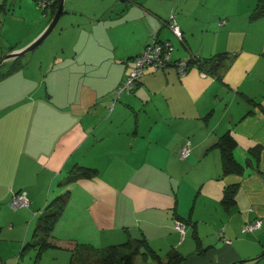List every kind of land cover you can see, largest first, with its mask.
Masks as SVG:
<instances>
[{
    "label": "crops",
    "instance_id": "crops-1",
    "mask_svg": "<svg viewBox=\"0 0 264 264\" xmlns=\"http://www.w3.org/2000/svg\"><path fill=\"white\" fill-rule=\"evenodd\" d=\"M9 1L3 0L0 10ZM12 1L14 11L26 8L34 15L22 19L29 32L21 37L25 41L21 48L47 28L53 10L42 15L36 0ZM97 3L103 5L96 10L100 18L71 23L73 37H67L45 73L41 66L37 85L29 84V73L23 81L14 72L0 81V88L5 87L0 96V213L7 212L0 217V264H32L37 253L28 242L37 239L32 224L40 214L41 206L34 202L38 197L25 206H13L11 195L30 190L32 183L52 187L54 180H63L71 159L72 170L80 165L98 172L91 178L78 173L67 177L66 181L78 179L75 184L86 187L89 198L77 203L75 216L80 213L83 218L73 224L74 234L68 230V206L57 220L61 225L66 220L67 225L49 236L59 250L54 251L55 258L68 256L86 226L81 233L90 238L81 241L99 249L146 237L163 257L178 250L188 257V264H264V258L255 260L264 251V15L249 17L258 0ZM173 10L184 43L166 24ZM259 28V33L253 32ZM65 30L69 29L63 26L59 33ZM155 38L171 40L175 58L222 51L231 57L221 78L204 75L195 66L180 75L172 66L153 71L149 65L134 88L117 97L133 57ZM55 104L60 105L55 111L59 124L52 122L57 130L43 120L51 116L48 111ZM104 119L111 122L109 133L103 130L102 137L93 136L97 127L106 126ZM70 125L76 127L69 133ZM229 130L238 142L233 155L242 169L223 174L218 141ZM186 143L191 152L182 158ZM83 158L90 164L82 163ZM233 183L239 184L236 200L226 207L224 189ZM9 202L13 209L6 210L3 206ZM24 208L35 220L31 217L25 224ZM258 220L259 229H246ZM27 252L31 259L25 258Z\"/></svg>",
    "mask_w": 264,
    "mask_h": 264
},
{
    "label": "rangeland",
    "instance_id": "rangeland-1",
    "mask_svg": "<svg viewBox=\"0 0 264 264\" xmlns=\"http://www.w3.org/2000/svg\"><path fill=\"white\" fill-rule=\"evenodd\" d=\"M3 0H0V3H2ZM97 1L99 0H65L64 2V9H66V13H64L63 15H61L62 17H60L59 19V22L57 23L55 29L52 31V33L50 35H48L44 41L38 46L36 47L35 49L31 50V51H28L27 53H25L24 55L22 56H19L21 57L20 59L23 60L22 61V69L18 68L16 71H14V73H20V76H21V79L20 81H23V78L25 77V75L27 73H29V84H32L34 83V81L36 82V85L38 84L39 82V78L41 79V66L44 65L43 67V73H45V69H46V66L49 62H52L53 60L56 61L57 60V54H60L62 47L64 46V44L69 41V39L67 37H73V31H74V27L72 25L71 28H69V26L72 24H77V21L79 19H83V20H89V19H93L96 15V10H99V7L98 6H103L101 4H98ZM153 0H151L152 2ZM13 1L10 0L8 2V4L6 5V7H4L5 9H1L0 10V56H4L5 54L13 51H9L11 47H14V48H17L19 47V49H15V50H20L22 48H25L27 45L31 44L35 39H33L32 41H30L29 43H27L26 45H24V47H21V44H23L25 41L24 39H21V37L26 33V32H29L27 30V27L24 26V23H23V18L25 16H28L29 18H33L34 15L29 12L26 8H22V9H17L16 11H14L13 9V6L11 5ZM37 2V1H36ZM158 5H160V2L158 3ZM36 8L41 12L42 15H44V10L42 9V7L38 4L37 2V5H36ZM77 10V11H76ZM76 11V13H75ZM172 15V11L170 12L169 14V17ZM101 15H96L95 18H100ZM177 16L175 14V20L177 21ZM15 18H17L18 20H16ZM76 20V21H75ZM85 22H88V21H85ZM63 26H66V28H68L69 30H65L63 34H60V30ZM167 26L169 27V29L171 30L170 26L167 24ZM76 30L78 28V26H75ZM199 30H197L198 32V42L195 43V48L198 49L200 48V44H199V41H200V35L202 33V30L201 28H197ZM261 31V29H257V31H254L253 32H257L259 33ZM76 35L78 36L77 32H76ZM66 40H68L66 42ZM166 41H169V40H166ZM166 41H161L160 39H153L149 44H152V42L154 43H157L158 47L160 48L159 50V53L160 54H163L164 53V47L162 45V43L166 42ZM60 42V43H58ZM146 48V47H145ZM12 64H7L5 66H0V72H5L7 69H9V67L11 66ZM25 67H28V69L26 70ZM13 73V72H12ZM10 75V74H9ZM12 76V75H11ZM10 76V77H11ZM2 88H0V96L3 94V90H4V86H1ZM118 89V88H117ZM21 94V93H20ZM22 95V94H21ZM74 94H70L69 96H73ZM117 95V94H116ZM23 96V95H22ZM110 95H107L105 96V99H109ZM65 100H64V103L63 104H68V100H67V96L64 97ZM60 106V105H59ZM58 105H54V108H49V111H48V114L52 113L51 116H46V119H43L45 123H47L50 127H53L54 129L57 130L58 126L52 122H57L58 123V116L57 114L55 113V111H58L60 109ZM104 111V110H103ZM105 122L106 126L105 125H102L100 127H97V132H95L93 134V136L95 137H102V132L104 130V133H109V131L107 130V126L111 124L110 121H105L102 120ZM42 122V123H44ZM68 124H70L69 122H67ZM74 125H76L78 127L79 123L77 120H75L74 122H72ZM59 124V123H58ZM76 126H69L68 130H69V133L74 131L75 127ZM105 126V127H104ZM61 128V125L59 126V129ZM58 129V130H59ZM32 136L35 138L36 136V127L34 128V130L32 131ZM67 141H69L68 137L66 139ZM77 150V149H75ZM262 159H264V154L262 156ZM82 163H86V164H90V161H89V158H86V159H82ZM72 164H73V159L70 160L69 162V165L66 167V169H64V173L60 172L59 174L62 173V179L61 181L58 182V179L54 180V183L52 185V187H48V188H45L44 186H42L41 182L40 183H32L30 185V190L28 191H21V193L23 195H25V198L28 200V201H33V199H31V197H38L36 199V201L34 200L35 204H39L41 206V209H40V213L42 211H44V207L46 205V202H47V196L49 195L50 193V202L56 198L59 194V190L63 191L60 193V195L64 194L63 196H65L66 200H63V199H60V201H58L60 204V202L62 201L64 203V208L62 210V215H64V212H65V208H67L68 206V211H66V215L68 218H70V222H68V230H69V234H74L75 232V229L73 227V224L75 222H79L83 216H80V213L78 214V216H75V213L77 212V203L79 202L80 199L82 200H88L89 198V191L86 187H83L82 185L80 184H75L77 182L78 179H71V180H67V177L68 176H76V174H81L82 171L81 169L79 168L80 165H77L75 167V170H72ZM71 168V169H70ZM54 174V173H53ZM52 174L48 175L49 177L51 176ZM94 175V174H93ZM92 174H87V175H84L85 178H91L93 176ZM56 177V176H55ZM64 181V182H63ZM75 184V185H74ZM71 188V189H70ZM59 189V190H57ZM57 190V191H56ZM56 191V192H55ZM27 192H28V196H27ZM66 193V194H65ZM14 195L15 193H13L11 195V199H10V202L13 200L14 198ZM39 201V202H38ZM7 203V204H4V208L6 210H11L13 209V207L11 206V204ZM38 206V205H36ZM54 206V205H53ZM28 208H24L22 211H23V215L27 216L28 217V220L25 222V224L28 223L29 219L31 217H33V220L34 219V215L32 216V212L31 210H27ZM7 214V212H2L0 213V217H4L5 215ZM8 215H12V214H8ZM39 217V216H38ZM38 217L35 221H33V224H32V227H35V224L36 222L38 221ZM64 222V225L66 223V220L63 221ZM77 222V223H78ZM62 222L59 221L57 222L56 226H55V229H53V234L56 233L58 231V229H62L64 231V227L67 225H61ZM80 228V227H79ZM86 229V226L83 227L81 229V231H79L78 233V239L79 241H75L77 242L75 245H73L72 247L74 248L77 244H83L85 243L84 241H81V240H88L90 237L89 236H85L84 234H82L81 232L84 231ZM89 230L85 231L84 233H87ZM97 241V240H96ZM99 242L100 244H102V241L101 239L99 238ZM113 244H118V243H110L108 245H106L105 247H108L110 245H113ZM93 247H95L94 245L92 244H89ZM104 247V248H105ZM97 248V247H95ZM100 249H103V248H100ZM34 251V250H32ZM54 251H59L54 248H50L49 250L47 249L41 259H39V261H37L35 258L34 260L32 259L33 263L32 264H68L70 259H71V252L68 254V256H61L59 258H55L53 256L54 254ZM63 251V250H62ZM65 251V250H64ZM30 252H27L25 254V258L28 259H31L30 258ZM141 257H138L137 258V261L136 263L137 264H141L142 261H140ZM22 261L19 262V264H21Z\"/></svg>",
    "mask_w": 264,
    "mask_h": 264
},
{
    "label": "trees",
    "instance_id": "trees-1",
    "mask_svg": "<svg viewBox=\"0 0 264 264\" xmlns=\"http://www.w3.org/2000/svg\"><path fill=\"white\" fill-rule=\"evenodd\" d=\"M58 6H59V0L51 1L49 6L50 10H53L51 18L57 11ZM172 13H174V15L176 14L174 10L172 11ZM262 15H264V0H258L257 6L251 12L249 17L258 18ZM170 22H171V18L168 17L166 20V24L169 25ZM225 23L226 21H224V24ZM180 30L182 33L181 39L177 37L174 33L173 34L177 39H179L180 41H182V43H184L183 41L184 34L181 27ZM161 41H166V40H161ZM169 41L173 46L172 52H174L175 46L173 45L171 40ZM143 52L144 51L140 52L133 58L141 55ZM230 57H231V53H229L228 51L217 52L211 56L191 55L190 57L185 59L175 58L172 56L169 61L166 60L163 62L161 70H165L170 66L175 67L178 70L180 66V61H185L186 65L183 67V71L185 72V74L191 69L192 66H195L200 70V72H202L205 75H210L215 78H221V70L223 69L226 61ZM22 65L23 64L19 57L15 59V62L12 63L9 69H7L5 72H0V81L9 74H11L12 72H14L15 70H17L18 68H20ZM2 66H5V63ZM133 68L134 66L131 67L129 73ZM153 71H158V70L153 69ZM178 73L180 74L179 71ZM249 100L255 103V100H253V98L249 97ZM218 144L219 146L222 147L221 160H222L223 174L240 173L242 166L235 159L233 155V150L236 148L238 142L234 137V135L232 134V132L230 130L226 131L220 137ZM253 150L255 151V149ZM79 168L81 169L82 171L81 175L83 176L87 174L93 175L98 172L97 169H92L85 166H79ZM238 186H239L238 183H233L225 187L222 202L226 207H229L230 205L235 203L236 200L235 195ZM17 194H15L14 196H16ZM63 195L59 194L51 202L50 200H48V202L44 207V211H42L39 214L38 221L35 224L33 230V236H36L37 239L33 240V242H28L29 244L28 246H31V248L37 250L36 251L37 261L40 259L42 253L45 250L56 247L55 243L50 240L49 236L51 235L57 220L62 215L64 203L61 201L60 204H58L59 203L58 201H60V199L66 200L65 196ZM260 227H258L257 229H259ZM255 230H251V231H255ZM203 251L204 250L202 249L199 250V252L201 253ZM70 252H71V259L68 264H137L136 261L138 257H141L145 261L152 260L153 261L152 264H188V257L183 253L179 252L178 250H172L167 255H165V257H163L156 249L152 247V245L149 243L146 237L127 239L122 243L113 244L103 249L95 248L85 243L81 245L77 244L74 248L72 247L70 249ZM262 258H264V251L257 258H255V260L258 261Z\"/></svg>",
    "mask_w": 264,
    "mask_h": 264
},
{
    "label": "built area",
    "instance_id": "built-area-1",
    "mask_svg": "<svg viewBox=\"0 0 264 264\" xmlns=\"http://www.w3.org/2000/svg\"><path fill=\"white\" fill-rule=\"evenodd\" d=\"M37 1L43 10H50L49 6L52 0H37ZM170 18H171V22L169 23V26L171 28V31L181 39L182 33L177 21L175 20L174 13H172ZM162 45L165 49L163 54L159 53L160 48L158 47L157 43L152 42V44H148L146 46L144 52L141 55L133 59L134 68L128 74L127 78L124 80L122 85L118 88L117 97L120 95L122 91L130 92L133 89L134 84L140 79L141 75H143L144 69L147 66L150 65L153 67V69L161 71L163 62L166 60L169 61L173 56V52H172L173 46L171 45L170 41H166L162 43ZM185 65H186L185 61H180V66L178 68L180 75L185 74V72L183 71V67ZM190 152H191L190 143H186L181 147L180 155L182 158H186L187 156L190 155ZM27 204H28V200L22 194H17L16 196H14L12 201L13 206H17V205L25 206ZM260 226H261V220H258L252 224L247 225L246 229L255 230ZM178 227L182 228L181 223L178 224Z\"/></svg>",
    "mask_w": 264,
    "mask_h": 264
},
{
    "label": "water",
    "instance_id": "water-1",
    "mask_svg": "<svg viewBox=\"0 0 264 264\" xmlns=\"http://www.w3.org/2000/svg\"><path fill=\"white\" fill-rule=\"evenodd\" d=\"M64 2L65 0H60V4L58 6L57 11L53 15L50 23L48 24L47 28L29 45H27L25 48H22L20 50H13L4 56L1 57L0 59V66L4 64L6 60L12 59V58H17L19 56L24 55L28 51H31L38 47L44 39L52 33V31L55 29L57 23L59 22V19L61 15L63 14L64 11Z\"/></svg>",
    "mask_w": 264,
    "mask_h": 264
}]
</instances>
